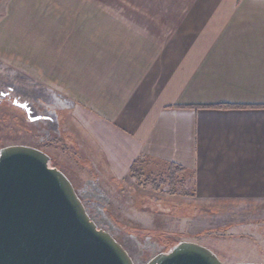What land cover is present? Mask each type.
Here are the masks:
<instances>
[{
  "label": "crops",
  "instance_id": "obj_1",
  "mask_svg": "<svg viewBox=\"0 0 264 264\" xmlns=\"http://www.w3.org/2000/svg\"><path fill=\"white\" fill-rule=\"evenodd\" d=\"M0 67L71 102L101 178L170 164L197 202L264 211V0H0Z\"/></svg>",
  "mask_w": 264,
  "mask_h": 264
},
{
  "label": "rangeland",
  "instance_id": "obj_2",
  "mask_svg": "<svg viewBox=\"0 0 264 264\" xmlns=\"http://www.w3.org/2000/svg\"><path fill=\"white\" fill-rule=\"evenodd\" d=\"M18 73L0 67V149L26 145L45 152L91 210L94 223L122 244L134 264H145L173 239L204 246L223 264L264 263V211L259 206L219 209L197 202L179 183L157 185L145 175L120 185L101 178L81 155L71 102ZM178 176L173 173V182ZM185 214L193 215L191 231L196 233L189 234L190 225L176 220Z\"/></svg>",
  "mask_w": 264,
  "mask_h": 264
},
{
  "label": "water",
  "instance_id": "obj_3",
  "mask_svg": "<svg viewBox=\"0 0 264 264\" xmlns=\"http://www.w3.org/2000/svg\"><path fill=\"white\" fill-rule=\"evenodd\" d=\"M49 159L26 145L0 149V264H134ZM145 264L223 263L208 248L180 241Z\"/></svg>",
  "mask_w": 264,
  "mask_h": 264
},
{
  "label": "trees",
  "instance_id": "obj_4",
  "mask_svg": "<svg viewBox=\"0 0 264 264\" xmlns=\"http://www.w3.org/2000/svg\"><path fill=\"white\" fill-rule=\"evenodd\" d=\"M219 108H231V106L221 105V107L219 106ZM177 169L180 171L179 168L174 167V166H172V165L169 164V166H167V168L164 171H160V172L157 173L156 171H154L152 169L146 168V166L139 159V160H136L133 163V165L131 166L129 177H135V176H137L139 178L142 175L143 176L145 175L146 177H150L149 179L152 180V181H154L153 183H156L157 185L158 184H161V185L173 184L174 185L175 183H177V185H178V183H179L180 188L183 189V191H185V189L183 187H184V185L186 183V179H184V178L183 179H178V180H175L174 179V182L172 180V175H173V173H175V171ZM84 206H85V209H86V211H87L90 219L92 221H94L93 220V217H92V214H91V210L85 204H84ZM97 227L99 228V226H97ZM173 240L174 241L170 240V242L168 243L167 248H165L166 246H164V249L161 250V251H159L158 253L163 252V251H166L167 249H169L173 245H175L178 242H180L179 239H173Z\"/></svg>",
  "mask_w": 264,
  "mask_h": 264
}]
</instances>
